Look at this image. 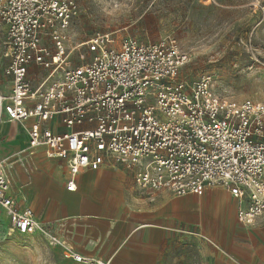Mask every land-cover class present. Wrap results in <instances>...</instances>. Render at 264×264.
<instances>
[{
	"label": "built area",
	"instance_id": "2783aa9c",
	"mask_svg": "<svg viewBox=\"0 0 264 264\" xmlns=\"http://www.w3.org/2000/svg\"><path fill=\"white\" fill-rule=\"evenodd\" d=\"M78 15L77 0H0L2 76L10 88L0 93V123L31 121L26 150L64 161L68 191L82 170L114 162L132 172L140 192L201 197L222 189L234 199L238 225L252 226L264 215V103L222 97L208 74L181 81L189 59L174 38L146 43L118 30L77 39L71 25ZM9 190L0 160L7 236L41 235L66 260L109 264L65 245Z\"/></svg>",
	"mask_w": 264,
	"mask_h": 264
},
{
	"label": "crops",
	"instance_id": "0c3cea01",
	"mask_svg": "<svg viewBox=\"0 0 264 264\" xmlns=\"http://www.w3.org/2000/svg\"><path fill=\"white\" fill-rule=\"evenodd\" d=\"M3 84L7 83L0 77V93L6 97L10 88ZM30 123L4 120L0 125V160L6 161L9 195L80 255L109 264H159L166 258L168 238L174 236L171 230H181L186 221L200 225L209 220L221 237L233 234L238 224L236 206L222 189L207 190L201 197H208L198 202L185 199L195 195L140 192L133 185L132 172L110 162L97 171L82 170L75 178L76 190L68 191L69 172L64 161L47 158L44 149L26 150L25 127ZM51 128L64 130L57 122H52ZM242 228L246 248L242 263L264 264V244L255 248L254 239L264 231V215Z\"/></svg>",
	"mask_w": 264,
	"mask_h": 264
},
{
	"label": "rangeland",
	"instance_id": "374dc122",
	"mask_svg": "<svg viewBox=\"0 0 264 264\" xmlns=\"http://www.w3.org/2000/svg\"><path fill=\"white\" fill-rule=\"evenodd\" d=\"M108 2L77 0L79 15L71 25L77 39L118 30L120 38L130 35L146 43L174 38L189 59L180 70L181 81L191 85L208 74L222 97L264 103V0H119L125 7L118 16L107 14L115 7H107ZM4 65L0 57L2 79ZM233 228L232 235L221 237L212 221H186L181 230H171L174 236L159 264H243L245 232L238 224ZM5 231L0 224V264H77L41 235L7 236ZM254 239L255 248H261L264 231Z\"/></svg>",
	"mask_w": 264,
	"mask_h": 264
},
{
	"label": "snow or ice",
	"instance_id": "6c2138e0",
	"mask_svg": "<svg viewBox=\"0 0 264 264\" xmlns=\"http://www.w3.org/2000/svg\"><path fill=\"white\" fill-rule=\"evenodd\" d=\"M100 3L103 4L104 0H100ZM113 4H115V7L112 8V11L108 12L107 14L112 15L115 13L117 16L123 14V8L125 5L119 2V0H109L107 7H112Z\"/></svg>",
	"mask_w": 264,
	"mask_h": 264
},
{
	"label": "bare ground",
	"instance_id": "6f19581e",
	"mask_svg": "<svg viewBox=\"0 0 264 264\" xmlns=\"http://www.w3.org/2000/svg\"><path fill=\"white\" fill-rule=\"evenodd\" d=\"M2 123H0V125H1ZM15 165V164H14ZM31 167V166H30ZM14 177H16V176H14Z\"/></svg>",
	"mask_w": 264,
	"mask_h": 264
}]
</instances>
